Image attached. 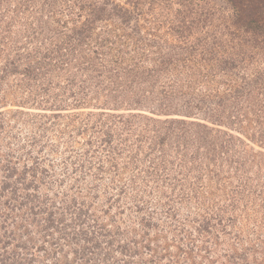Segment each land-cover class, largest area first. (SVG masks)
Returning a JSON list of instances; mask_svg holds the SVG:
<instances>
[{
    "label": "trees",
    "instance_id": "1",
    "mask_svg": "<svg viewBox=\"0 0 264 264\" xmlns=\"http://www.w3.org/2000/svg\"><path fill=\"white\" fill-rule=\"evenodd\" d=\"M43 1L42 10L31 12L32 21L26 25L27 4L0 0V118L8 116L2 107L8 104L10 94H20L21 99L19 111L12 112L13 116H23L21 111L28 105L55 110L60 113L49 117L55 128L60 127L61 118L70 115L66 117L68 125L63 127L65 131L73 127L68 151H75V144L82 138L87 139V147L78 151L75 159L68 157L66 169L78 183L91 177L99 184H95L93 196L76 190L77 196L65 208L72 222L64 224L65 214L56 217L57 196L50 194L51 174L45 166L50 154L44 152L45 158L32 155L33 163L28 161L33 149L40 147V154L47 142L41 146L28 135V143L20 142L19 147L26 157L13 160L14 154H9L0 166V264H35L33 247L39 253L54 249L47 252L54 260L43 264H68L67 239L68 244H74L73 264H125L123 255L128 254L130 242H123L120 227L106 226L89 215L93 204L89 198L99 201L105 196L101 213L113 214L116 201L137 189L143 174L149 197L146 199L137 189L134 201L147 206V228L175 234L172 237L181 244L179 251L189 258L181 264H204V258L209 259L208 264H264V238L259 232L264 225V157L258 159L257 153L244 149L247 158H243L236 146L237 142L247 146L242 138L248 131L241 129L242 125H254L257 143L264 144V0H128L131 9L117 5L111 11L106 5L91 8L90 0H78L73 5L69 0ZM34 2H28L29 7ZM65 5L63 13L87 9L89 16L72 30L68 41L52 49L43 43L51 41L50 37L39 39L45 26L35 27L34 17L41 12L47 19L48 15L61 14ZM148 14H152L150 19ZM112 18L126 27L135 21L127 39L137 50L136 59L146 62L128 70L130 86L142 87L147 77L154 75L166 79L167 89L162 88L165 98L158 105V109L171 105L166 118L155 110L148 115L112 113L106 118L99 117L106 112H79L90 100L84 92L85 81L75 76L88 73L91 66L75 62V71L69 68L66 78L64 68L72 64L63 56L77 52L80 45L92 39L98 23ZM139 19L144 23L139 24ZM158 36L162 43L154 40ZM141 69L144 77L139 76ZM10 81L16 86L8 85ZM141 101V97L135 100ZM69 108L71 113L62 114ZM133 135L137 140L129 149ZM49 145L53 148L50 153H54L60 143ZM123 146L127 156L119 162L116 152ZM226 154L233 156L230 160L235 179L214 187L204 184L222 172L225 159L221 158ZM140 155L148 163L145 167L141 166ZM247 159L255 164L249 169L245 167ZM123 170L129 171L130 178L117 187L114 179ZM106 174L110 178L104 181ZM226 184L230 186L227 192ZM101 187L104 189L100 192ZM117 190L120 194L116 200ZM67 195H72L71 189ZM153 204L160 205L162 211ZM42 215L45 218L39 225ZM156 215L161 223L155 222ZM35 227H40L36 234ZM70 228L74 231L69 234ZM147 228L142 232L150 236ZM253 238L258 240L254 243ZM81 243L82 248L78 246ZM172 248L169 244L160 249L148 244L145 249L154 257L152 264L158 257L159 261L176 259Z\"/></svg>",
    "mask_w": 264,
    "mask_h": 264
},
{
    "label": "rangeland",
    "instance_id": "2",
    "mask_svg": "<svg viewBox=\"0 0 264 264\" xmlns=\"http://www.w3.org/2000/svg\"><path fill=\"white\" fill-rule=\"evenodd\" d=\"M19 1L28 5L29 13L26 14L27 17L25 19V21L28 22L25 23L26 25H29L32 21V18H30V16L33 15V13L31 12H35L39 9L41 11L44 1L33 0L35 2L32 3L30 7V4L28 2L32 0ZM60 1L61 0H58V2ZM69 1V4L73 5L78 0ZM90 2L92 3L91 8L95 6L101 7L102 5H106V8L111 11L115 8V6L119 5L131 9V5L128 0H90ZM64 8H66V5L63 6L60 10L61 14L57 13L53 15H48V19L43 18V12L37 14V16L34 17L36 18V21H34L35 27L40 25L45 26V30L42 31L41 35L39 36V39H43L44 37H50L51 41L47 40V42L43 43L45 46H48L50 44L49 47L52 49L54 47H58L64 41H68L69 35L70 37L72 36V30H74L76 26H79L83 21L85 22V20L89 16L87 9L83 11H78L76 9L70 11L68 9L65 13H63L62 11ZM151 16L152 14H148L146 17L150 19ZM138 23L143 24L144 21L142 20L140 22L139 19ZM134 26L135 21H132L131 24L127 27L123 26L119 22L118 18H112L109 20L101 21L95 27L92 39H88L85 45H80L77 52L72 53L70 56H63V60L68 61L72 64L71 67H66V69L64 68L63 75H65V77L67 76L66 78H68L69 68L70 71H75V62H86L89 66H91V69L90 71H88V73L82 74L81 72L77 73V75L75 76L77 78L81 76L79 80L85 81V84L87 85V91L84 92L89 96L88 100H90L88 106L83 109L81 108L79 112H91L92 114H94V112H99L96 113L98 115H100L101 112H106L107 114L99 116L100 118H106L109 114L112 113H125V116L129 115L128 113L148 115L149 112H153V110H155V114L163 115V117L165 118L167 117L164 115L168 112V108H170L171 105L169 107L167 105L163 109H158V105H160L161 102H163V99L165 98V94L163 93L162 88L167 89V86L165 85L166 79L162 78L161 76L156 77V75H154L151 78L147 77L148 81L143 84L142 87H139L138 84H134L132 85V87L130 86L128 70L132 67H135V64H137L138 66H144L146 62L145 59H136L135 54L137 53V50H134L135 48L133 46V43H129L127 39V37L130 36L131 30L132 28H134ZM159 36L156 37L154 40L156 42L162 43L163 41L162 39H160ZM39 39L37 40L40 41ZM113 61H117L118 63L114 65L112 64ZM143 75V69H141L139 71V76L144 77ZM118 76L121 80L118 79ZM156 79L158 81H156ZM12 83L13 81H10L8 85H11ZM12 85L16 86V83H13ZM134 86H137L139 89H133ZM141 88L142 91H140ZM11 91L15 93L13 90ZM139 92H141V95H139ZM116 96H119L120 99H117ZM139 97H141L142 101L136 103L135 100ZM20 100V94H10L8 104L2 107V109L6 108V110L3 111L8 113V116H6L5 118H0V166H3L6 156L9 154H14L13 160H15V158H21L22 155L26 157L25 152H22L23 150H19V147L21 145L20 142H23L24 144L28 143L26 140V137L28 135H32V137L34 136L35 139L39 142V144H41V146H43V144L47 142V144L45 145V150H43L40 154H37V151L40 147H37L36 150L33 149V152L30 156L31 159L28 158V161L30 164L33 163L34 158L32 157V155L39 157L44 156V152L45 154H50V161H48L45 166L48 167V172L51 174L50 179L52 183L48 182L50 188L52 189L50 190V194L53 196H57L58 206L56 207L55 212L58 214V216L56 217L61 218L65 214L66 219L64 224H68L69 222L71 223L72 220L70 221L69 219V212L65 211V208L67 210V206H69V203L72 201L71 199L77 196L76 190L79 192H84L87 197L91 194V196L96 194L95 184L98 183L97 181L89 177L84 180V182L78 183V181L76 180V176L66 169V162L69 161L68 157L72 155L73 159H75L78 156V151L84 150L87 147L85 143L87 139L82 138L81 142L75 144V151H68V140H73L72 135L70 134L71 128L73 127L71 126L67 131H65L63 127L66 124L68 125L69 123V120L66 117L70 115L66 114L71 113L73 110L69 108L66 111H62V114L66 116L59 120L61 123L60 127L58 125H54L56 126L54 128L51 124L53 120H50L49 117L54 116L53 114L60 113L55 110H45L43 109V107L36 108L31 105H28L25 106L28 109L25 108V111H21L23 113V116L21 114H16L15 116H13L11 114L12 112L19 111L18 102H20ZM172 100L173 102H176L174 98H171V101ZM165 104H167V102ZM81 114L84 115V113H80V115ZM95 116L97 118V115ZM91 119L95 120L94 116H91ZM74 123L76 122L74 121ZM3 125L7 127L2 128ZM57 127H59V129ZM241 129H243L245 132L248 131V133H245L242 138V140L247 144V146L245 147L242 142L236 143V146L239 148V153H241V156H243V158H247L244 153L245 149L251 154L257 153L256 156L258 157V159L264 157V144L257 143V138H259V136L253 134V130L255 129L254 125H252V127H249L248 125H242ZM91 135L93 136L96 134ZM59 138L61 139L59 140ZM260 139L262 140V138ZM136 140V136L133 135L131 141H129L127 145V148L131 149L130 144L133 147V143L136 142ZM7 142H10V144H7ZM51 143H55L57 144V146L58 143H60V146L57 150L54 148V150H56V152L54 153H50V151L53 150L51 145H49ZM120 149V151L116 152V158L119 162H121V160L125 159L127 156V151L126 149L124 151V146ZM260 153H262L263 156H260ZM43 158H45V156ZM139 159L141 166L145 167L146 165H148L145 160L143 161V155H140ZM230 159H233V156L231 154H226L225 158H221V160H223V165L225 166L224 168H221L222 172L219 174L218 177L215 178V180L205 182L204 184H207L209 187H214V184H217L219 182L230 183L232 180H234V166L232 165ZM23 162L24 161H22V163ZM252 165L255 164H251L249 162V159H247V165H245V167L249 169L252 167ZM262 166L264 174V164H262ZM250 170V173L252 174L253 172H255L256 168ZM64 171L66 172L65 175ZM143 175L140 177L139 181H137V189H141L142 194L145 196L146 199H148L150 188L149 186H147L146 180L145 183H143ZM64 176L65 178L61 180L60 177ZM109 178V174H106L104 181H107V179ZM129 178V171L123 170L119 173L118 179H114L113 185L120 187L121 184L128 181ZM69 189H71L72 192L71 196L67 195V191ZM103 189L104 188L101 187L100 192ZM137 189L130 191V194L126 195L125 198L116 201L114 209L112 211L113 214L110 215L101 213L102 207L106 205L105 201H107L105 196L102 197L99 201H95L94 199L89 198L90 202L93 203L88 211L89 215L93 218L100 220V223L106 226H111L114 229L120 227V230L123 234V242H130L129 244L131 246L128 250V254L123 255V260L125 261V264H151L150 260H152L154 257H152L153 255H151L145 249L148 244H151L154 246V248L159 249L169 244L170 246H173V248L171 249L172 255L177 256L176 259H174L172 262L167 259L159 261L160 257H158L157 259H154V263L152 264H181L183 260H188L189 258L184 253L179 251V247H181V244H178L179 241H176V243L174 242L176 240L172 237V235H175L174 233H172V235H168L167 231L163 233V230L160 228H147V225L145 223L149 219L148 211L146 209L147 206L143 207L142 205L134 201V196L137 194ZM229 189L230 186L226 184V192ZM57 190L60 191V193H56ZM119 194L120 193L117 190L114 194L116 196V200ZM79 197L80 199H82L80 195ZM62 203H64L63 207ZM151 206L157 209L158 212L162 211L160 205L154 206L153 204ZM113 217L115 218V222L111 219ZM44 218L45 215L38 217L39 225L43 223L42 220ZM143 218H145V221H142ZM146 218L148 219L146 220ZM160 220V216L156 215L155 222L161 223ZM34 224L38 225L37 221ZM37 228L40 227L34 228L35 234L38 232ZM145 228H147L146 230L148 232H151L150 236L142 232ZM15 229L14 231H16ZM71 231H74V229L70 228L69 234ZM259 232L260 236L264 238V225ZM136 234L137 237L135 238L134 236ZM68 240L70 239L66 240L67 248L65 251L69 254V256L67 257L68 264H73L72 262L75 261L74 255L72 254L74 244H71L70 242L68 244ZM257 240V238H253L252 242L255 243V241ZM118 241H120L119 238ZM78 246L82 248L84 244L81 243L78 244ZM74 249L76 248L74 247ZM47 250L48 249H46V251L42 253H39L36 252V248L33 247L35 264H43V262H50L54 260L53 258L47 256V252L50 253L54 251V249L49 248V251ZM61 261L65 263L66 259L64 258V256H62ZM208 262L209 259L204 258V264H208Z\"/></svg>",
    "mask_w": 264,
    "mask_h": 264
}]
</instances>
